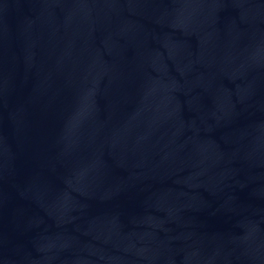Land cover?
<instances>
[{
  "label": "water",
  "instance_id": "water-1",
  "mask_svg": "<svg viewBox=\"0 0 264 264\" xmlns=\"http://www.w3.org/2000/svg\"><path fill=\"white\" fill-rule=\"evenodd\" d=\"M0 264H264V0H0Z\"/></svg>",
  "mask_w": 264,
  "mask_h": 264
}]
</instances>
